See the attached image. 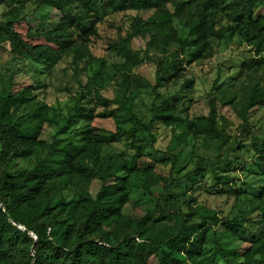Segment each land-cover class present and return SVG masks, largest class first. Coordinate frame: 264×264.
I'll return each mask as SVG.
<instances>
[{
    "label": "rangeland",
    "instance_id": "rangeland-1",
    "mask_svg": "<svg viewBox=\"0 0 264 264\" xmlns=\"http://www.w3.org/2000/svg\"><path fill=\"white\" fill-rule=\"evenodd\" d=\"M229 3L230 0H222L223 6ZM35 7L36 0H4L0 5V22L16 14H30ZM92 10L79 3L68 12L72 16L84 13L86 17L85 27L76 22L66 26L74 43L85 48L83 59L77 63L73 53H66L54 66L36 64L14 59L8 43L0 46V104L10 90L29 89V101L15 111V116L37 129V139L24 143L25 147L34 146L35 154L16 159L10 173L15 176L40 161L56 168L59 172L44 187L42 198L36 200L37 206L43 203L53 206L57 201H64L69 204L67 209L60 213L57 208L55 212L71 222L79 211L80 193L87 190L95 198L103 185L100 175L114 174L125 194V202L117 214L116 231L120 237L131 231L130 220L149 218L146 228L150 231L173 224L174 220L159 217L157 203L166 209L176 208L175 203H185L194 210L195 221L216 214L229 219L254 217L264 225V176L258 173L250 155L242 150L234 154L238 157L236 163L219 169V173L225 172L232 179L229 187L220 185L211 171L199 176L192 174L191 181L169 192L163 183H154L149 191L145 190L142 177V168L146 166L160 174L162 181L166 180L174 159L178 160L180 174L192 173L200 158L217 160L233 145L250 144L252 133L264 137V19L254 27L249 25L248 18L235 23L226 14L222 15L211 24L213 29L209 34L197 43H191L195 37L189 36L184 24L176 23L179 36L188 41L184 47L177 42L150 44L139 37L130 46L134 59L127 60L113 50V45L128 34L138 12L120 10L105 0H96ZM50 11L44 8L40 12L46 19L58 20L59 17L51 18ZM150 13L140 14L147 18ZM258 13L263 15L264 8ZM166 63L172 65L157 88V103L165 104L175 120L158 124L150 136L135 123L131 114L148 124L156 99L153 86L157 69ZM123 72L131 78L126 93ZM255 89L261 91L262 103L249 110L252 128L241 131L240 111ZM96 90L110 99L130 96L131 104L115 116L104 117L105 109L95 102ZM82 93L85 98L81 101ZM212 103L221 138L203 133L202 127L196 125L210 114ZM77 104L94 108L93 117L80 118L69 125ZM64 125H69L68 130L60 133ZM126 130H135L136 137H112ZM51 144L54 150L49 147ZM137 145L143 146L139 158ZM131 162L135 164L133 172L126 169ZM4 169L5 163L0 157V175ZM31 236L37 240L36 235ZM217 244L231 253L237 264L251 248L244 236L222 234L208 226L205 232L195 236L189 263L224 264L218 256ZM31 250L34 254V247ZM6 264L20 263L11 260Z\"/></svg>",
    "mask_w": 264,
    "mask_h": 264
},
{
    "label": "trees",
    "instance_id": "trees-1",
    "mask_svg": "<svg viewBox=\"0 0 264 264\" xmlns=\"http://www.w3.org/2000/svg\"><path fill=\"white\" fill-rule=\"evenodd\" d=\"M96 0H36L35 10L30 14H16L0 22V46L8 43L10 54L14 59L30 60L36 64L54 66L66 53L74 54V62H79L85 55V48L80 43H74L66 26L85 27V18L81 13L72 16L68 12L75 4L82 3L90 11ZM114 3L120 10H135L138 14L133 18L130 31L120 37L113 45V50L127 60L134 59L130 46L135 38L143 37L150 44L169 45L177 42L185 46L187 39L181 38L175 28L176 23H182L188 28L190 37H195L191 43H197L205 38L213 29L211 24L220 16L227 15L235 23L249 19V25L257 27L256 22L264 19L256 11L264 8L261 0H230L223 6L222 0H105ZM4 0H0V5ZM44 8H50L51 18L46 19L41 14ZM141 12H151L147 18ZM255 22H254V21ZM197 39V40H196ZM171 63L159 66L157 69L156 84L153 86L155 101L151 109V118L148 124L142 122L134 113L131 114L135 123L148 135L152 136L156 126L160 123H174V116L163 103H157L159 93L156 92L165 79ZM130 76L123 72L125 93L128 92ZM10 84L14 85L13 76ZM29 89L13 92L3 98L0 104V157L5 163V169L0 175V264L11 260L20 264H190L194 250V238L206 231L208 226L215 227L222 234H238L244 236L251 248L241 257L238 264H264V225L263 221L249 218H223L216 214L202 216L195 221L196 216L192 208L185 203H175L176 208L166 209L160 203L156 204L159 217L165 221H173L171 225H164L160 230L150 231L146 228L149 218L128 221L131 231L123 237L118 236L117 220L121 205L125 202L122 183L111 173H102L101 190L96 197L87 191L79 195V211L71 220L64 219L60 213L69 206L64 201H57L53 206L43 203L37 206L38 199L42 198V191L59 172L51 164L40 161L32 169L24 170L17 175L10 173V168L16 159L28 158L35 154L34 146L25 147L28 140L37 139V129L27 120L15 116V111L25 105ZM85 98L82 93L80 100ZM96 104L105 110L104 117L115 116L131 104L130 96L121 99H110L99 90L95 91ZM262 103L259 89H255L241 109V131L250 130L252 125L248 120L249 110ZM75 114L68 120L69 125L76 123L80 118H92L94 108L77 104ZM69 125H64L60 133L66 132ZM202 127L203 133L211 137H222L216 120L215 104L212 103L211 112L202 117L196 124ZM122 136L135 138V130L121 131L113 135L114 139ZM49 147L54 150L53 144ZM223 157L217 160L200 158L193 172L180 174L178 160L174 159L169 177L162 181L160 174L142 168L143 188L149 191L154 183H163L167 192L191 181V175L199 176L211 171L220 185L229 187L232 179L219 169H226L236 163L237 151H244L250 155L252 164L258 173L264 176V137L252 133L250 144L240 142L233 145ZM143 146H136L137 158L141 156ZM69 155L70 152H67ZM108 167H111V163ZM126 169L133 172L134 163L126 165ZM113 181V182H112ZM60 208L57 214L55 209ZM110 227L105 230V227ZM21 227V228H20ZM36 235L37 240L31 236ZM218 256L224 264L233 262L231 253L217 244ZM34 247V254L32 248Z\"/></svg>",
    "mask_w": 264,
    "mask_h": 264
},
{
    "label": "water",
    "instance_id": "water-1",
    "mask_svg": "<svg viewBox=\"0 0 264 264\" xmlns=\"http://www.w3.org/2000/svg\"><path fill=\"white\" fill-rule=\"evenodd\" d=\"M21 228V227H20Z\"/></svg>",
    "mask_w": 264,
    "mask_h": 264
}]
</instances>
